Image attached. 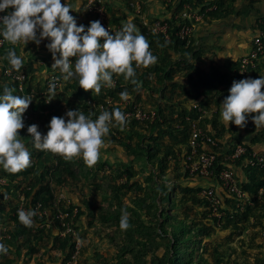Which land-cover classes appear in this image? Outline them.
Wrapping results in <instances>:
<instances>
[{"label":"trees","instance_id":"trees-1","mask_svg":"<svg viewBox=\"0 0 264 264\" xmlns=\"http://www.w3.org/2000/svg\"><path fill=\"white\" fill-rule=\"evenodd\" d=\"M122 1L126 4L119 6V9L107 1L104 2L107 21L112 28L119 25L122 28L125 19L129 16L134 17L135 25L146 37L152 53L157 56V63L149 68H136L133 63L135 78L140 82L138 90H134L135 86L126 81L123 75L114 74L113 87H102L100 94L97 95L81 88L80 100L68 106L72 110L80 109L95 119L103 111H112L117 107L126 115L134 114L135 106L145 112L144 108H149L146 106L148 101L153 103L154 106H150L152 110L148 111L156 112L153 121L140 122L134 116L126 117L124 130L121 131L118 126L111 127L106 139L110 144L122 148L128 156L145 159L152 170L156 187L147 197L140 199L137 197L132 205H126L120 195L122 191H128L129 186L114 183L112 199L117 208L112 214L116 218L115 223L120 224L122 211L130 214L128 232L123 234L122 242L117 241L116 233L109 229L112 227L108 224L106 215H103L100 203L84 195V190L79 184L80 179L66 159L56 154L38 151L33 147L27 127L36 124L43 132L53 116L62 117L61 104L64 95H57L49 103L40 89L28 83L26 93L21 92L13 77L5 74L6 71L25 74L22 68L19 72L10 70L11 66L3 57L9 48H14L17 55L19 54L13 45L6 42L0 52L1 54L4 52L3 56L0 54V90L4 86L14 88V94L31 96L33 103L28 109L32 112L27 110L24 114L25 128L19 133L31 153L30 166L16 174H9L0 169V243L10 249L6 255L0 254V264H67L75 253L77 239L72 234L61 236L63 229L57 214L59 209H62L72 216L75 208L78 210L75 227L78 229L80 225L86 224L95 228L98 236L108 237L109 244L118 251L117 259H123L121 264H264V195L261 199L257 196L258 191L264 188L263 170L253 168L240 172L248 177L239 176L237 173L239 186L252 196L254 205L253 207L247 205L244 212H239L236 210V197L230 198L222 192L224 202L219 212L223 214V218L220 220L214 216L209 201L200 196L203 188L182 185L196 179L189 174L188 169L191 163L188 157H192L194 124L202 127L203 131L218 143V148L209 146L207 150L217 154L215 181L218 180L220 170L224 168V156L235 149L232 144L243 145L250 153L252 147L264 142V131L257 132L251 118L244 128L234 124L229 128L216 125L218 113H214V110L218 109L219 105L206 103L201 98L199 95L201 86L194 82L197 75L193 67L186 66L183 60L175 61L168 57L169 51L184 55V60L193 54V34L185 40L177 36L181 26L190 24L183 12L186 5L190 4L194 10L202 8L203 14L210 8L209 6L215 4L217 9L207 12L204 17V22H211L231 13L240 0L212 2L173 0L172 3L165 0ZM138 1L142 6L141 13L137 12ZM154 1L163 2L171 13L170 17L159 18L169 25L166 34L169 39L163 33L155 34L149 31L142 22ZM84 3L86 4V0ZM115 9L125 11L122 13V10L118 12ZM70 14L75 16L72 12ZM145 18L150 24L155 21L150 16ZM96 20V15L87 12V22L79 21V25L87 27L91 21ZM263 61L264 57L257 62V69L249 78L257 79L260 75L264 76V71L260 68L261 65L264 67ZM238 67L239 61L231 64L227 74L214 73L203 76L201 80L207 81L206 90H212V93L209 96L202 95L212 100L217 95L216 92H220L219 88L226 85L221 92L224 99L229 94L233 81L248 79L238 74ZM153 72L161 85L155 82ZM59 78L58 80H61V76ZM180 78L186 79L187 85L192 89L180 93L181 89H184L181 85L178 87ZM168 85L171 86L167 89ZM78 88V80L75 78L64 82V90L67 92ZM58 89L56 88V93ZM123 91H128L131 96L127 104L120 99V93ZM186 95L190 96L192 101H196L195 106L186 105L191 106L190 111L182 104L181 98ZM200 99L202 101H199ZM206 116L212 118L205 119ZM207 122L213 125L211 133L203 127ZM242 130L252 136L248 143H245L246 136L241 134ZM119 176L120 178L125 176L127 184L130 183L128 180L132 179V174L128 173L122 172ZM1 181H5V184H1ZM65 190L69 192L70 198L60 195ZM39 205L40 210L47 211L48 214L36 215L31 227L22 225L17 216L21 206L28 210L36 209ZM140 221L144 224V221H148L150 224L143 230L131 229L132 223L138 224ZM133 234L140 239L135 240ZM141 238H147V241H141ZM85 251L82 246L78 260H81ZM98 257L99 255H96L95 259Z\"/></svg>","mask_w":264,"mask_h":264},{"label":"clouds","instance_id":"clouds-1","mask_svg":"<svg viewBox=\"0 0 264 264\" xmlns=\"http://www.w3.org/2000/svg\"><path fill=\"white\" fill-rule=\"evenodd\" d=\"M73 7L65 0H0V38L10 45L37 46L42 41L51 53L53 70H59L64 81L78 80L79 88L100 94L102 87L114 86L113 75H123L138 90L140 82L133 68H149L157 63V56L150 50L149 42L129 16L122 28L114 34L106 30L99 20L86 27L78 26L70 15ZM19 72L22 57L9 48L3 57ZM75 58L74 62L73 59ZM56 84L50 83L46 102L56 97ZM264 76L257 79L233 81L229 94L220 104V117L226 127L234 124L246 127L249 118L256 131L264 129ZM15 89L4 86L0 90V169L16 174L28 168L31 153L19 134L25 128L24 114L33 103L28 95H16ZM120 99H131L128 91L120 93ZM256 115H252V114ZM126 113L120 108L103 111L95 119L80 109H69L64 116H53L42 133L36 124L29 125L27 132L33 147L42 152L59 155L65 159L80 157L88 167L96 164L111 127L124 130ZM37 212L35 209L17 212L19 222L31 227ZM130 227L128 213L122 211L120 228ZM9 247L0 243V254L6 255Z\"/></svg>","mask_w":264,"mask_h":264},{"label":"rangeland","instance_id":"rangeland-1","mask_svg":"<svg viewBox=\"0 0 264 264\" xmlns=\"http://www.w3.org/2000/svg\"><path fill=\"white\" fill-rule=\"evenodd\" d=\"M106 1L108 2V0H99L98 4L105 7L104 2ZM115 1L117 3V7L115 8L118 9V5H120L121 3L126 4L122 0ZM71 2L72 0L68 3L72 6ZM61 3H65V0H61ZM73 10V14L75 11H78L87 19V10L85 9V4L83 5V8H81V10L77 9V7L75 6H73ZM120 10H122V13H124L125 11L124 9ZM120 10L117 11L120 12ZM151 14H153V10L150 7L148 9V12L145 13L144 16L149 17ZM72 16L75 18L74 15ZM75 19H77V24H79V17ZM194 26L197 28V24ZM46 44L47 41H42L39 46H37L35 43L30 42L27 45L17 44L13 47H15L18 51L19 56L22 57V72L26 74L28 78V84H31L36 89H40L43 95H47L49 83H51L53 79L59 83V89L56 93V96L60 94L64 95V100H62L63 102L61 104V106L63 107V109L61 108V113L62 116H64L65 113L70 109L68 104L80 100L82 95V93L80 92L81 88L72 90L70 92L64 90V82L66 81L62 80L63 77L59 70L52 69L54 61L52 59L51 53L45 46ZM3 53L4 52H2L1 54L2 56ZM72 59L74 62L75 58ZM60 76L61 80H58L60 79ZM87 92L89 93V91ZM125 103L127 104L128 101H125ZM146 106H148L149 108H144L145 113L149 114L148 111L152 110L150 106H154V104L148 101ZM28 111L32 112L30 110ZM46 132L47 127L44 128L42 133ZM66 161L71 165V167L79 177V184L80 187L84 190V195L91 198V200L95 199L98 203H100L103 209L102 213L103 215H106L107 219L109 220L108 224L110 225V227H112L109 229H112V231L116 233V240L122 242L123 234L127 233L128 230L125 229L123 231L120 228V224L115 223L116 218L112 214V212L116 211L117 208V206H115L117 204H115L112 199L114 183H117V185L120 184L129 186V190L122 191V194L120 195L126 205H132L133 201L137 197L139 199L141 197H147L148 193L152 192L156 186L153 182L151 172L152 170L146 164L147 162L145 161V159L133 158L132 156H128L122 148L110 144V142L105 138V144L100 150L98 160L92 167L86 166L83 159L80 157L66 159ZM122 172L126 174H132V179L128 180L130 183L127 184V178L125 176L123 178H120L121 176L119 175H121ZM182 185L203 188L208 187L209 185H211V183L209 182V180L194 179L192 180V182H188V184L184 183ZM60 195L65 198H70L69 192L66 190ZM127 213L129 216V212ZM144 222L145 224L141 221L138 224L132 223L131 229L134 228L143 230L145 226L148 227V224H150V222L148 221ZM75 230L78 237L81 239L83 248L86 249L85 254L81 256V260H78V264H102V262H104L103 264L122 263L121 261L123 259H117L116 255L118 254V251H115L114 247L109 244L108 237L102 235L98 236L96 234L97 230L95 228L87 226L86 224L80 225L78 229L75 227ZM133 236L135 240L140 239L138 238V236H136V234H133ZM141 241H147V238H141ZM96 255H99L97 259H95Z\"/></svg>","mask_w":264,"mask_h":264},{"label":"built area","instance_id":"built-area-1","mask_svg":"<svg viewBox=\"0 0 264 264\" xmlns=\"http://www.w3.org/2000/svg\"><path fill=\"white\" fill-rule=\"evenodd\" d=\"M165 1L168 3H172L173 0ZM212 1L215 0H205V2ZM98 2L99 0H86L87 12L89 14L96 15L97 20L102 23L106 30H109L110 32L112 31L113 33L121 30L120 25L115 28L111 27L106 19L105 7L99 5ZM176 5L178 6L179 3H176ZM209 7L210 8H208L202 14V8L194 10L190 4L186 5L183 12L190 24L181 26L180 31L177 33V36L182 40H185L187 37L191 36L196 29L194 25L202 23L207 12H212L217 9V6L215 4ZM141 10L142 6L138 1L137 12L141 13ZM152 18L155 19L153 24H150L148 19L145 17L142 18V22L146 27H148L149 31H152L155 34L163 33L166 35L169 30V25L166 22H162L161 19H159L161 17ZM166 38L169 39V36L166 35ZM5 45L6 42L2 41V38H0V52L5 47ZM262 57H264V17L259 20L258 28L255 36L252 39L249 53L239 60L238 74L249 78L252 75L253 71L257 69V62L262 59ZM5 74L6 76L13 77V79L18 83V89L21 92L26 93V84L28 79L25 74H13L11 71H6ZM51 83H55L57 86L56 88L59 87V83L54 79L51 81ZM134 110V114L129 113L126 115V117H131L130 115H132L137 121L140 122L153 121L155 119V111L147 114L137 106L134 107ZM209 146L218 148V143L213 139L212 136L207 135L203 131L202 127L194 124L191 141L192 157H188V161L191 162L188 166L189 174L196 179L209 180L212 182V186L203 187L200 196L206 198L209 201L210 207L213 209L214 216L219 220L223 218V214L219 212V210L223 207L224 201L221 196V194L223 193L229 195L230 198L232 196L236 197V210L239 212H244L247 205L253 207L254 201L252 196H250L248 192L244 191L239 186V182L237 180V171L239 170L241 172L244 169L253 168L264 171V150L253 148L249 153L245 146L232 144L235 149L232 153L226 154L224 156V168L220 170V172L218 173V180L215 181V179H217V173L215 169L217 154L211 151H207ZM200 149H202L201 152L199 151ZM1 184H5V181H1ZM263 195L264 188L258 191L257 196L261 199ZM67 203L70 204L69 201ZM20 209L27 210L22 206ZM35 210L37 212V215L39 216L48 214L47 211L42 212L40 210V205ZM77 212L78 210L75 208L73 211V215L71 216L67 211L59 209L57 214V219L59 220L60 225L63 229V233L61 234V236L72 234L73 237L77 239L75 253L72 256V259L67 264H78V257L82 248L81 239L77 238V233L75 231V217ZM47 223L48 222H46V224Z\"/></svg>","mask_w":264,"mask_h":264},{"label":"crops","instance_id":"crops-1","mask_svg":"<svg viewBox=\"0 0 264 264\" xmlns=\"http://www.w3.org/2000/svg\"><path fill=\"white\" fill-rule=\"evenodd\" d=\"M71 0H68V2ZM108 3L112 4L114 7H117L116 1L108 0ZM72 7L75 6L77 9L83 8L84 0H72ZM122 3L118 6H121ZM150 7L153 10V14L150 17H161L166 18L170 17V12L168 8L164 7L163 2L155 1L152 2ZM86 8V4H85ZM75 17L78 18L80 22H87V19L80 14V12H74ZM132 17V16H131ZM264 17V0H240L235 8L231 11V13L225 15L219 20L211 21V22H202L199 26H197L195 32L193 33V46L192 49L193 54L190 58L184 60V55H179L173 51H169L168 57L170 56L173 60L185 61L186 66H191L194 69V72L197 75V79L195 77L194 82H197L200 85L199 95L202 99L206 101V103L218 104V109L214 110V113H218L217 124L225 126L220 117V104L223 102V98L221 97L222 89L226 88L222 86L219 88L220 92H216L214 99L209 100L207 96L210 95L212 90H206L205 83L206 80H201L203 76H208L210 74H227L231 69V64H236L238 61L249 53L251 42L253 37L256 34L259 20ZM84 18V19H83ZM83 19V20H82ZM134 22V21H133ZM79 25V24H78ZM138 27V26H137ZM195 53V55H194ZM169 57V58H170ZM264 63V61H263ZM262 71H264V67L261 65L260 67ZM153 71V70H152ZM155 73L153 72V78L155 82L161 85V82L158 78H155ZM184 87L181 89V92H186L187 90H191L192 87L187 85L186 79L180 78L179 86ZM164 86V85H163ZM171 86V85H170ZM170 86H167L170 88ZM264 91V89H262ZM184 93H182L183 96ZM195 96L194 94H191ZM190 96L186 95L181 98L183 101V105L191 104L195 106L196 101H192ZM200 99L199 101H202ZM187 107V106H186ZM191 106H188L186 109L190 111ZM209 120L212 118L211 116H206L205 119ZM207 119V120H208ZM203 127L206 131H210L213 125L211 123L203 124ZM226 127V126H225ZM264 131L259 130L257 132ZM241 134L246 136V142L248 143L251 139L250 133H245V131H241ZM264 150V142L260 144H256V146L252 147V149ZM237 173L239 176L248 177L243 173H240L238 170ZM201 180V179H200ZM212 186V182L209 181Z\"/></svg>","mask_w":264,"mask_h":264}]
</instances>
